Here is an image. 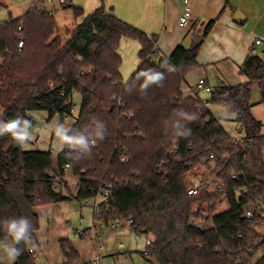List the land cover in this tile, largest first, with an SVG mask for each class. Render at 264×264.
<instances>
[{
	"label": "trees",
	"instance_id": "16d2710c",
	"mask_svg": "<svg viewBox=\"0 0 264 264\" xmlns=\"http://www.w3.org/2000/svg\"><path fill=\"white\" fill-rule=\"evenodd\" d=\"M70 7L83 19L65 42L56 34L54 16L34 8L0 20V120H27L29 111L46 110L49 119L58 115L62 125L73 114L77 91L80 109L67 134L89 135L94 121L106 129L104 139L79 159L64 146L57 165L51 150L24 149L10 135H0V222L26 217L32 225L29 239L16 245L21 254L14 264H38L36 206L96 199L105 184L110 195L98 205L96 220L109 225L130 218L134 231L153 233L147 251L160 264H264V234L244 214L252 204L254 220L264 216V206L257 202L264 198L263 123L251 103L256 82L264 103V50L241 65L246 82L217 85L204 98L184 95L182 84L198 67L203 42L180 43L157 61L158 35L121 19L104 4L87 14L80 6ZM214 24L215 19L208 21L203 37ZM124 37L141 43V63L127 81L119 52ZM147 70L161 73L163 81L144 89L141 73ZM209 102L235 115L243 130L239 141L210 111ZM211 153L216 167H208V173L223 179L225 187L201 198L189 196L185 174L209 164ZM68 172L78 178L75 193ZM225 196L230 208L218 212ZM5 239L11 238L0 227V241ZM60 243L66 264H93L81 259L69 238Z\"/></svg>",
	"mask_w": 264,
	"mask_h": 264
},
{
	"label": "crops",
	"instance_id": "0c3cea01",
	"mask_svg": "<svg viewBox=\"0 0 264 264\" xmlns=\"http://www.w3.org/2000/svg\"><path fill=\"white\" fill-rule=\"evenodd\" d=\"M32 1L20 0L21 10L15 15L10 11L8 19L26 13ZM189 1L192 18L187 26H182L179 23L183 7L182 0H67L65 4L58 3L56 5L54 18L58 29H60L56 17L64 13L65 8L70 5L82 7L87 14L104 4L107 9L121 19L150 35L159 36L157 44L159 51L155 56L157 61L168 57L180 43L185 45L191 43L192 45V35L203 36L205 24L209 20L215 19L214 26L202 41L198 55V67L188 72L184 79L183 93L184 95H197L199 93L197 84L201 78H205L212 87L246 82L248 77L241 73L240 67L252 54L255 39L264 40V0ZM86 10L91 11L87 12ZM237 11H240L238 15H236ZM69 27L61 28L58 32L61 36L63 32L65 33L66 41L70 37L66 33ZM140 49L141 43L137 39L122 38L119 52L123 58L121 72L126 81L141 63ZM129 50H138V54L128 65L124 57ZM259 50L262 52L263 49L259 47ZM125 72H131L128 78H125ZM28 115L27 121L30 124L28 131L32 138L23 144L24 149L51 150L54 164L57 165L55 154L58 155L65 146L59 139L55 141L57 138L56 126L60 125V117L55 115L49 119L46 110H32L28 112ZM254 116L258 118L255 114ZM37 118L51 124L47 131L50 133L51 142L44 140L43 130H36L35 119ZM62 125H65V122ZM262 133H264L263 130ZM55 142L58 145L56 150H54ZM91 200H95L94 221L92 222L93 226L88 227H84L75 215L74 209L79 207L81 201L66 200L56 204L36 206L35 210L40 219V226L36 232V240L40 246L37 257L38 264H66L60 243L65 238L72 241L81 259L85 262L93 264H160L155 257L145 254L149 245L148 241L155 240L153 233L136 232L129 226L112 229L109 225L98 222L95 217V209L101 200L90 199L86 202L90 203ZM16 260L17 258L9 260L0 253V264H14Z\"/></svg>",
	"mask_w": 264,
	"mask_h": 264
},
{
	"label": "rangeland",
	"instance_id": "374dc122",
	"mask_svg": "<svg viewBox=\"0 0 264 264\" xmlns=\"http://www.w3.org/2000/svg\"><path fill=\"white\" fill-rule=\"evenodd\" d=\"M21 7H22V5H21L20 0H0V19H8L10 11L13 15L18 14L19 10H21ZM65 9L66 10L64 11V13H61L56 17V20L60 26V29L61 28L64 29L66 26H70L66 30V33L69 34L71 32V30L73 29V25L81 22L83 17H76L74 15L71 7H67ZM86 11L90 12L88 10H86ZM206 24H205V26H206ZM60 29H58V26H57L56 34H58V32H60ZM61 37H62L63 41L65 42L66 41L65 39H67V37H65L64 32H63ZM192 41H193V39H192ZM190 45H191V43H188L186 46H190ZM127 53L128 54L125 55L124 58L126 60V63L129 65V63H131V60H133L134 57L137 56L138 50H129V52H127ZM127 69L129 70L128 67H127ZM131 72H127V73L125 72V78H128V76H130L129 74H131ZM198 92L200 93V96L203 98L206 97V95H207V93H205L204 91L199 90ZM73 100H74V104H75L73 114H72V116L67 118V120L65 121V125H63L64 127L68 128V130L74 124L76 117L79 113L82 95L77 91L74 92ZM251 103H252L253 113L263 123L262 130L264 132V103L261 102L260 85L257 82L254 83L252 86ZM207 105H208V108L210 109V111L216 117L221 119V122L223 123L226 130L230 133V135H232L233 137H236V138L242 137L243 130L241 128V125L236 121L235 115L233 113L229 112L225 108V106L220 104V103L209 102ZM35 121H36V130H39V131L43 130V132L45 133L44 134L45 135L44 140L51 142L50 141V139H51L50 133L47 132L48 129H50L51 124L45 120L38 119V118L35 119ZM57 139H58V137L55 139V141ZM57 146H58L57 142H55L54 143V150H56ZM55 160L57 161V154H55ZM68 173H67L68 174L67 175L68 176L67 177L68 185L72 189V191H74V193H75L77 191L78 178L75 175L71 174L70 172H68ZM205 173H207V172L205 171L203 173V175H205ZM94 204H95V200H91L90 203H87L86 201L83 200V201H81L79 207H76L74 209L76 211L75 215H76L77 220L81 221L84 227L85 226L86 227L93 226L92 222L94 221V219H93L94 218ZM197 221L200 222V224L202 226L208 225V223H206L205 221H202V219L197 220ZM88 224H90V225H88ZM262 252L263 251L259 252L257 257H259L262 254Z\"/></svg>",
	"mask_w": 264,
	"mask_h": 264
},
{
	"label": "built area",
	"instance_id": "2783aa9c",
	"mask_svg": "<svg viewBox=\"0 0 264 264\" xmlns=\"http://www.w3.org/2000/svg\"><path fill=\"white\" fill-rule=\"evenodd\" d=\"M183 1V7L181 10V14L179 17V23L182 26L189 25L191 18H192V8L190 6L189 0H182ZM67 0H33L30 8H34L38 10L40 13H48L49 15L54 16L55 7L59 4H65ZM23 46V40H20L18 49L21 50ZM259 47H261L264 50V40L261 38H256L254 42V46L252 47V54H259L261 53V50H259ZM262 50V51H263ZM197 88L201 91H204L206 93H210L213 87L206 81L205 78H201L197 84ZM236 141H239V138H237ZM175 151V149H172V152ZM215 154L211 153L209 156V164L204 162L200 167H194L187 171L185 174V183H186V191L189 196L192 197H204L213 193H216L218 190H221L225 187V181L223 179H220L214 174L208 173V167L211 169H215ZM223 161L227 162L229 160V155H225L222 157ZM64 169H69V164H66L64 166ZM203 171V172H202ZM205 175H203L204 172ZM53 176V174H51ZM105 188L100 193V195L96 198L98 201L101 200V202L106 201L109 199V190L107 188V184H105ZM55 189L58 190V187L55 186ZM264 198L261 196L259 199H257V202L262 206H264ZM100 202V203H101ZM100 203H97V207ZM95 209V214L98 212V209ZM230 208V204L228 199L223 197V202L218 208V212L226 211ZM245 217L253 223L254 228L256 231H258L261 234H264V216L262 217L261 221H255V214L256 210L252 204H249L245 207ZM133 223V220L130 218L124 219V218H117L113 222L109 224L110 228L112 229H120L124 226L131 227ZM149 244L153 241H148ZM123 245V244H122ZM35 248L31 247L30 251L34 252ZM145 254H148V251H145Z\"/></svg>",
	"mask_w": 264,
	"mask_h": 264
},
{
	"label": "clouds",
	"instance_id": "9594fccd",
	"mask_svg": "<svg viewBox=\"0 0 264 264\" xmlns=\"http://www.w3.org/2000/svg\"><path fill=\"white\" fill-rule=\"evenodd\" d=\"M141 75L146 78L142 86L144 89L152 84L159 85L164 79L161 73L154 70L144 71ZM94 125L95 129L89 135H68V128L63 125L56 126L58 139L63 145L76 151L77 155L73 157L74 159H79L81 155L90 153L97 140L104 139L106 131L104 123L94 121ZM29 127V122L19 116L8 121L0 120V135L8 134L17 144L23 145L32 138L31 133L28 131ZM31 226L30 220L26 217L7 219L0 222V227L6 233V237L11 238L10 240L0 241V253L9 260H15L21 254V250L16 245L29 239Z\"/></svg>",
	"mask_w": 264,
	"mask_h": 264
},
{
	"label": "water",
	"instance_id": "95a60500",
	"mask_svg": "<svg viewBox=\"0 0 264 264\" xmlns=\"http://www.w3.org/2000/svg\"><path fill=\"white\" fill-rule=\"evenodd\" d=\"M239 12L240 11H237L236 15H238ZM203 39H204V37L202 35L195 34V35H193V44H198V43L202 42Z\"/></svg>",
	"mask_w": 264,
	"mask_h": 264
}]
</instances>
